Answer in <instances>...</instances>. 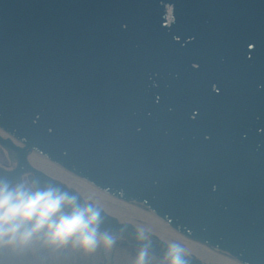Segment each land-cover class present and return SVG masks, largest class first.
Here are the masks:
<instances>
[{"label": "clouds", "instance_id": "9594fccd", "mask_svg": "<svg viewBox=\"0 0 264 264\" xmlns=\"http://www.w3.org/2000/svg\"><path fill=\"white\" fill-rule=\"evenodd\" d=\"M98 214L89 206L78 205L74 196L55 188L26 190L23 185L0 182V243L6 246L33 244L62 247L71 241L81 248L97 244ZM143 238V237H142ZM103 243H113L102 234ZM147 242L136 255V264H145ZM169 264H185L181 249L170 245L165 253Z\"/></svg>", "mask_w": 264, "mask_h": 264}, {"label": "bare ground", "instance_id": "6f19581e", "mask_svg": "<svg viewBox=\"0 0 264 264\" xmlns=\"http://www.w3.org/2000/svg\"><path fill=\"white\" fill-rule=\"evenodd\" d=\"M0 137L8 139L3 132H0ZM11 142L16 146L19 145L13 140ZM27 162L33 169L47 176L50 181L73 191L80 197L84 206H92L93 210L115 219L119 224L132 225L142 236L147 233L166 245H177L181 253L193 255L204 264H237L230 258L220 257L200 245L184 241L169 231L151 212L110 199L35 152L30 151Z\"/></svg>", "mask_w": 264, "mask_h": 264}, {"label": "water", "instance_id": "95a60500", "mask_svg": "<svg viewBox=\"0 0 264 264\" xmlns=\"http://www.w3.org/2000/svg\"><path fill=\"white\" fill-rule=\"evenodd\" d=\"M91 0H75L74 4L76 3L77 5L81 6V7H87L88 4L90 3ZM211 2H217L218 0H210ZM234 1L239 2L240 0H233L231 2H225L224 0H219V4L220 6L222 5H229V6H238L237 9L239 10V12H241L244 15V18H241V22L240 24H238V27L234 28L235 33L237 34L238 38L241 39V42H243L244 44H240L237 41H233L234 45L236 46V48H246V52L249 56L251 55H256V52L254 51H250L248 48H250L252 45H256L257 49H264V0H243L245 2L243 3H234ZM206 2H204L205 4ZM47 5L43 4L38 6L39 9L41 8H46ZM230 7V8H231ZM225 8V7H224ZM234 16V15H233ZM262 19V20H261ZM14 28H16V25L14 23H12V21H10V26H12ZM14 43H17L20 41V39L18 38H14L13 39ZM231 49H233L231 47ZM236 50L233 51V53L235 54ZM209 56L208 58L211 59V52L208 53ZM224 54V53H222ZM222 54H218V55H222ZM241 56H245L241 54ZM233 56L231 59H224V55L222 57H220L222 59V62L224 61V67L227 65L228 68H233L235 67V60H234ZM219 58V57H216ZM253 59L255 58V56L252 57ZM259 63V62H258ZM76 66H79L81 68H83L85 71H87L86 75H83V79H85L86 83H88V81L91 79V77L93 76V70L90 69L88 66L89 64H86L85 62H78V63H74ZM246 64V62H245ZM260 65H258L259 67H263L264 64L259 63ZM247 65V64H246ZM74 71L71 72V74H73ZM242 73H240L239 77L236 78L237 81L239 82H244L245 79H243L241 77ZM72 77V75H71ZM241 79V80H240ZM200 81H202L203 83H205L207 81L206 78H202L200 79ZM207 90H209V86L204 88L203 93H206ZM106 97L109 98L110 97V93L108 92L106 94ZM97 98V96L95 97ZM107 100L103 99V102H105ZM235 101H238L237 99H235ZM105 104V103H103ZM102 104V105H103ZM111 109H107V113L106 116L111 113L110 111ZM87 113H91L90 109L86 110ZM66 115L68 116L69 113L66 112ZM21 118V117H19ZM105 116H98V124L99 125H106V122L104 121ZM71 120V118H70ZM97 119H94V121H96ZM0 122H1V118H0ZM21 122V124L24 126H27L30 131L31 134L21 137L24 140H29V139H33L34 137L37 138V143L35 144L36 141L31 143V146L36 147L38 144H40L43 140H49L50 137H52L53 135H57L55 132L49 130L48 128H45L41 125L36 124L35 122L31 121L28 119V117L24 118L23 120L20 119L19 123ZM3 125V123H2ZM83 127V126H82ZM86 129H92V124L89 123L87 125H85ZM101 128H105L101 127ZM91 131V130H90ZM18 132V131H17ZM77 138H81V135H77L74 136ZM262 144H260L258 147H261ZM263 149V147H261V150ZM145 198V197H144Z\"/></svg>", "mask_w": 264, "mask_h": 264}, {"label": "rangeland", "instance_id": "374dc122", "mask_svg": "<svg viewBox=\"0 0 264 264\" xmlns=\"http://www.w3.org/2000/svg\"><path fill=\"white\" fill-rule=\"evenodd\" d=\"M2 163L7 164L3 156L0 155V164ZM97 241L96 246L90 249L81 248L71 241L57 248L36 244L28 247L10 246L13 248L15 255H6L0 249V264H136V258L119 251L117 247L104 244L100 239H97ZM6 248L8 249L7 246L3 249ZM64 252H68L67 257H61ZM5 255L9 258L8 260L4 259ZM145 264L159 263L156 259L149 258V255H146Z\"/></svg>", "mask_w": 264, "mask_h": 264}]
</instances>
